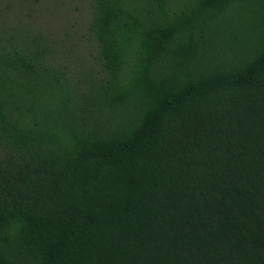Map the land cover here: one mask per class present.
Returning <instances> with one entry per match:
<instances>
[{
	"label": "trees",
	"instance_id": "1",
	"mask_svg": "<svg viewBox=\"0 0 264 264\" xmlns=\"http://www.w3.org/2000/svg\"><path fill=\"white\" fill-rule=\"evenodd\" d=\"M0 264H264V0H0Z\"/></svg>",
	"mask_w": 264,
	"mask_h": 264
},
{
	"label": "rangeland",
	"instance_id": "2",
	"mask_svg": "<svg viewBox=\"0 0 264 264\" xmlns=\"http://www.w3.org/2000/svg\"><path fill=\"white\" fill-rule=\"evenodd\" d=\"M77 5L80 7L76 8L75 6H72L69 9V12L72 13L76 17L88 14L87 5L85 4L82 5L81 3H78Z\"/></svg>",
	"mask_w": 264,
	"mask_h": 264
}]
</instances>
